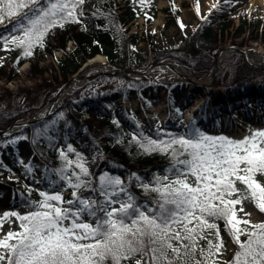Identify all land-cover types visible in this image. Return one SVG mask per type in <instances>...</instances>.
Masks as SVG:
<instances>
[{
  "label": "snow or ice",
  "instance_id": "1",
  "mask_svg": "<svg viewBox=\"0 0 264 264\" xmlns=\"http://www.w3.org/2000/svg\"><path fill=\"white\" fill-rule=\"evenodd\" d=\"M83 5L84 0H0V25H6L0 30V45L30 56L36 46H45L57 27L83 23ZM218 7L213 0L206 12ZM196 12L200 13L199 0ZM180 26L184 27L182 21ZM173 108L182 115V107L173 103ZM185 129L155 139L142 130L133 131L132 139L142 149H172L173 154L165 173L155 174L150 182L130 173L129 184L135 178L145 191L156 193L144 201L121 176L104 172L97 180L82 153L72 160L61 148L64 163L54 169L57 178L46 169L48 189H36L41 199L24 200L21 194L28 210L9 209L0 216V264H264V219L253 220L245 211V201H251L264 216V182L257 178L264 176V128L239 139L211 135L197 126L193 113ZM177 144L179 150L173 148ZM67 147L76 151L71 144ZM182 154L185 158L176 159ZM2 166L11 172L8 165ZM25 168L30 172L32 165ZM27 188L31 192L33 186ZM67 188L72 191L66 200ZM16 221L18 228L3 229L5 222ZM224 229L237 245L227 259L217 256L225 247ZM198 238L207 241L206 248L197 250Z\"/></svg>",
  "mask_w": 264,
  "mask_h": 264
},
{
  "label": "trees",
  "instance_id": "2",
  "mask_svg": "<svg viewBox=\"0 0 264 264\" xmlns=\"http://www.w3.org/2000/svg\"><path fill=\"white\" fill-rule=\"evenodd\" d=\"M169 2L171 5L163 9L165 13L170 15L167 27L176 23L174 19L181 10L177 4L172 3V0ZM116 6L117 0H84V14L81 17L83 23L68 22L63 28L57 27L43 48L36 46L33 49L37 62L32 64L31 74H43V70L39 68V60L46 53L55 55L57 51L63 53L61 58L57 56L55 58L64 80L73 75L87 59L98 54L105 55L107 62L112 66L145 67V58L141 52L131 48L133 44H138L141 40L139 34L134 33L127 38L122 28L140 15L144 17L146 22H152L157 17V5L152 2L148 7H144L137 0H126L122 14L116 13ZM224 9V12L210 15L203 24H200L193 33L188 35L182 48L165 51L160 58L174 60L181 70L190 77L200 79L209 74L219 49L218 41L224 39L225 33L233 24V19L227 17L229 6H225ZM94 12L97 14L93 15ZM214 22L220 23L218 32L213 30ZM245 26L248 27L249 31L251 30V34H254L253 40L264 42V24L262 26L260 21L247 23L244 17L240 18V25L235 29L234 35H242L245 32ZM69 41L73 42L74 48L69 49ZM181 50L184 51L182 55ZM17 51L21 55V50L17 49ZM157 60L158 58L155 61ZM25 61L27 58L21 56L18 59V64L21 65ZM6 69V67H0V78L12 81L19 77L16 67ZM126 79L130 80L133 85L138 82L133 78ZM144 80L142 79V81ZM97 82L88 83L68 95L53 115L26 130L32 132L33 143L44 162L43 164H33L32 173L33 175L40 173L45 185H48L50 181L45 178V170H49L53 179L56 175L54 169L64 163L60 149L63 148L65 152H69L67 145L71 144L76 151L72 152L71 155L68 154L69 158L75 160L77 153H82L92 177L98 180L99 175L104 172L119 175L124 178L131 192L140 201L148 200L156 193L145 191L135 182V178L129 184L128 177L130 173L135 172L145 182H150L155 174L163 175L165 169L173 163L172 149L169 152L146 151L133 141L132 133L142 130L145 135L154 139L163 138L167 133L182 134L186 130L185 126L183 127V119L179 115L180 120L178 122L170 119L163 123L156 122V124L141 127L131 109L128 110L121 106L117 109L113 108V99L110 97L111 90L88 94V88ZM215 85L224 86L227 96L226 101L221 99L212 101L215 115L233 111L238 105H243L246 102H254L264 106V71L247 62L243 55H235L228 67L223 72L218 73ZM52 89L54 92L57 87ZM120 91L123 96L128 95L127 90L120 88ZM209 96L215 97L216 95L210 92ZM52 99L53 93L51 91L47 101L50 102ZM36 111L35 107L15 114H6L0 111V129L8 127L20 118L34 115ZM84 112H89L91 117L79 119L75 115H82ZM60 116L64 120H59ZM196 124L199 128L202 127L200 121H196ZM46 126L47 130L45 131ZM158 127L163 128L165 132H158ZM173 148L179 150L180 146L177 144ZM183 158H185L183 154L176 157V159ZM92 177L88 178L91 179ZM11 181L14 184L17 180ZM15 186L18 188L17 185ZM80 191L86 190L82 188ZM22 193L27 196L31 195L32 191L29 192L28 188H24L15 194ZM96 195L99 197L98 192ZM28 198L27 196L26 199ZM65 199L71 198L65 196ZM222 232H227V230L224 229ZM174 243L178 242L174 241ZM185 243L188 242L185 241ZM196 243L197 250L200 247H207L205 239L198 238Z\"/></svg>",
  "mask_w": 264,
  "mask_h": 264
},
{
  "label": "rangeland",
  "instance_id": "3",
  "mask_svg": "<svg viewBox=\"0 0 264 264\" xmlns=\"http://www.w3.org/2000/svg\"><path fill=\"white\" fill-rule=\"evenodd\" d=\"M209 1L210 0H199L200 13L197 14V0H173V3H176L181 10L174 19L176 23L167 27L170 18L163 9L170 5L169 1L147 0V2L143 4L144 7H148L150 3L155 2L160 9L156 20L151 23H145L140 19H135L125 33L127 38L134 33L139 34L141 40L138 44H133L132 48L141 52L143 58H145L144 64L146 66L154 64L156 58H160L165 51L182 48L185 45L186 37L195 30L199 23L203 22L209 15L215 14L214 12H224V8L222 7L228 4L230 11L227 17L233 19V24L225 33L224 39L218 41V51L220 49H226L228 46L238 45L242 49L259 50L264 58V42L261 40H253L254 34H251V30L249 31L247 26H245V32L242 35H234L235 27L239 25L238 16H243V13L246 14L258 8H264V0H237L235 4L230 2L225 4L224 0H217L219 7L208 13L206 9H208L207 3ZM180 21L183 22L184 27L180 26ZM219 26L220 23L214 22V32H218ZM4 27H6V25H0V30ZM153 29H155V31H153ZM181 53H184V51L181 50ZM235 55L237 54L232 53L227 61L222 64L220 68L221 72L228 67ZM20 56L17 49L13 50L11 48L6 50L0 45V61H2L0 67L6 66L7 69L17 67V72L19 74V77L13 82H9L2 77L0 78V111L6 114H15L16 112L27 111L35 107L37 110L36 115H38L45 112L50 106V102L47 101L48 94L51 91L53 95L55 94L52 88L59 87L60 84H63V77L56 66L55 59L50 55H46L45 58L40 61L39 68L43 70V74L38 73L37 75L30 73L32 68L31 63L33 64V62L37 61L34 57V53L30 56H26L30 61L23 66L17 64V58ZM57 56L61 57L62 53H57ZM245 59L247 62L249 61L255 64L256 60L247 56H245ZM167 60L176 67H179L178 64L171 59ZM257 62L262 63V66L257 65L260 70L264 71V60L260 61L258 59ZM93 67L94 71L98 70L97 65ZM162 73V70L155 69L145 77L144 81H142V78H133L138 80L134 85L122 75L105 77L96 84L90 86L88 92L112 90L113 94L119 96L121 95L120 88L127 90L128 97L123 101L127 106L134 108V110L138 112V121L142 124V127H146L149 122L154 120L146 116L147 111L156 114L159 121L167 119L168 116H173L176 120L178 117L174 115L173 103H175L176 107H182V110L186 113L191 104L197 100H201V102L203 101L204 107L194 114L196 119H201L203 123L201 129L211 135L223 133L239 139L245 135H250L257 128H264V109L255 105H245L241 108L238 107L231 113H223L213 117L211 103L214 99H212L208 93L210 91L214 92V90L217 89L216 87V89L214 88L213 90H210L212 88L202 89L190 82L181 80L180 77L171 70L170 75L161 78ZM205 77L207 78L208 74L203 78L206 79ZM221 95H223V92ZM223 97L224 96L221 97L220 95H216L215 99H222V101H224L225 99ZM148 102H150V105L147 107L146 105ZM155 105L160 106L159 111L155 112L153 110ZM259 114H262V121L258 119ZM36 115H28L23 119H29ZM84 117H87V114H85ZM242 124L245 125L246 128H242ZM31 128L32 127H21L17 132L11 133L5 137L0 136V141L11 140L12 136L20 137L15 143H8L7 145L0 143V216L3 215L4 211L9 209L21 212L28 210L24 207L22 196L16 199L14 198V194L17 190L15 185H18L19 188H25L27 185L32 184L33 194L27 196L34 200L41 199L36 189H48L49 184L44 185L40 173H36L34 176L31 171L28 172L25 168V165L28 164L36 162L42 163V159L33 143V134L32 132L26 131ZM68 154L71 155L72 151H69ZM4 164L8 165L11 172L2 166ZM10 176L12 177L11 179H9ZM56 178L55 176L53 179ZM257 178L264 182V176L257 174ZM13 179L17 180L14 184L11 182ZM189 179L190 181H194V177L190 176ZM71 191V188L65 189L64 196L71 197ZM23 199L26 200L24 197ZM245 211L251 212V219L253 220L264 219V216L260 214L259 210L256 209L251 201H245ZM85 219H87V217H85ZM18 226L19 221H16L14 224L5 222L3 229L6 231L9 228H18ZM208 231L211 232L212 230L209 229ZM2 234L3 233L0 232V235ZM221 236L224 239L225 247L221 253H217V256H223L227 259L236 250L237 245L227 232L221 231ZM209 238L211 239L212 237L209 236ZM244 238L245 237L242 235L241 239Z\"/></svg>",
  "mask_w": 264,
  "mask_h": 264
},
{
  "label": "water",
  "instance_id": "4",
  "mask_svg": "<svg viewBox=\"0 0 264 264\" xmlns=\"http://www.w3.org/2000/svg\"><path fill=\"white\" fill-rule=\"evenodd\" d=\"M228 49H231L235 52L241 53L243 55H247L246 51L243 50L242 48L238 47V46H229ZM222 51V50H221ZM219 56L220 53L217 54L215 60H214V65H213V69L211 72V76H210V82H197L196 80H193L191 78L186 77L181 70L175 68L174 66H172L171 64L167 63V62H161V64L166 65L167 67H169L171 70H173L178 76H180L182 79H184L187 82H190L198 87H211L214 83L215 77L218 73L219 70ZM258 63L255 62V64L257 66ZM264 68V66H263ZM154 69V66H151L149 68H147L146 70H140V69H134V68H106L105 70L96 72L94 74H90V75H83L81 72L77 73L75 76H73L72 79L68 80L63 86L62 88L57 92L53 102L51 103V107L50 109L43 115L31 119V120H25V121H19V122H15L13 125H11L9 128H7L6 130L0 131L1 135H5L7 133H9V131L16 126H28L31 124H34L36 121H38L39 119H41L44 116H48L51 111L57 106V102L60 99V97L65 93L66 90L70 89L74 83H76L79 80H87V81H91L94 80L95 78H98L102 75H106V74H122V75H136V76H144L146 75L148 72L152 71Z\"/></svg>",
  "mask_w": 264,
  "mask_h": 264
},
{
  "label": "bare ground",
  "instance_id": "5",
  "mask_svg": "<svg viewBox=\"0 0 264 264\" xmlns=\"http://www.w3.org/2000/svg\"><path fill=\"white\" fill-rule=\"evenodd\" d=\"M212 3H213V0H210L208 3H207V7L209 8V7H211V5H212ZM246 51V53H247V55H248V57L249 58H251V59H253V60H264V58H263V56H262V53H261V51H259V50H254V49H246L245 50ZM231 51L230 50H223L221 53H220V57H219V63L220 64H223V63H225L226 61H227V59L229 58V56L231 55ZM94 62H96V63H104L105 61H104V56H102V55H98L94 60H93ZM264 65V64H263ZM163 68V73H162V75H161V78L162 77H164V76H166V75H170V70L167 68V67H165V66H163L162 67ZM204 82H208L209 83V79H206V80H203ZM203 81H201V82H203ZM207 87V86H206ZM200 103V100H197L196 102H194L193 104H191L190 105V107H189V110L187 111V113L185 114L186 116H185V118L186 119H189L190 117H191V113H192V111L196 108V106L198 105ZM159 107L160 106H158V105H155L154 107H153V110L156 112V111H159ZM146 116H148V117H157V115L156 114H152V113H150V114H147ZM258 119L259 120H263V118H262V114H259L258 115ZM264 124V123H263ZM242 126V128H246V126L245 125H241Z\"/></svg>",
  "mask_w": 264,
  "mask_h": 264
}]
</instances>
